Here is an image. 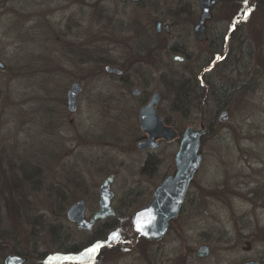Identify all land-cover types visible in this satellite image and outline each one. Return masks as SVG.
<instances>
[{"label":"rangeland","instance_id":"rangeland-1","mask_svg":"<svg viewBox=\"0 0 264 264\" xmlns=\"http://www.w3.org/2000/svg\"><path fill=\"white\" fill-rule=\"evenodd\" d=\"M240 1L235 14L229 0L219 5L204 43L190 28L173 29L169 40L193 55L184 63L148 56L141 64L145 40L150 50L169 40L154 36L158 17L136 4L0 0V264L11 247L34 254L26 264H264V0H247L244 10ZM106 63L129 66L132 75L120 82L104 72ZM78 78L85 88L70 112L66 92ZM133 86L145 96L134 98ZM154 89L158 112L180 132L216 119L200 140L202 161L179 218L155 244L125 247L128 218L173 172L179 146L162 142L149 157L136 148L137 112ZM220 101L228 104L224 123ZM110 172L123 223L92 236L67 220L66 209L83 199L88 217ZM203 243L210 256L197 259Z\"/></svg>","mask_w":264,"mask_h":264},{"label":"water","instance_id":"water-1","mask_svg":"<svg viewBox=\"0 0 264 264\" xmlns=\"http://www.w3.org/2000/svg\"><path fill=\"white\" fill-rule=\"evenodd\" d=\"M224 0H199L201 10L199 19L193 28L194 37L199 40H205L207 37V23L212 18L214 8ZM156 29L159 30L160 21L156 22ZM168 30V25H165ZM175 61H182L184 58L175 54L172 56ZM0 68L5 65L0 60ZM103 70L107 74L119 75L123 70L117 66L104 65ZM82 90L79 81L70 84L66 92V107L70 112L76 111L77 97ZM139 88L133 89L134 95H139ZM160 102V95L154 90L150 100L138 111V122L140 130L147 136L145 140L138 141L136 148L140 151L153 150L159 146L160 140L167 142L174 140L178 133L172 126H167L163 118L157 112V105ZM227 116V110L224 109L218 115V121L224 123ZM206 128L202 124L200 127H187L181 136L179 148L175 153V172L162 179L155 188L149 201L141 208L137 209L131 218L133 229L137 237L142 236L146 240H159L168 230L170 223L175 220L181 210L186 192L191 184L194 175L201 162L200 140L205 134ZM115 174L108 173L103 177L98 186V207L94 209L88 217L85 215L86 206L83 199H80L68 206L66 209V218L69 222L75 224L79 230H90L99 220L115 215L112 207V199L115 191L112 189ZM242 249L249 251L251 243L243 242ZM211 248L203 243L196 247L195 257L205 259L210 256ZM28 258L10 252L3 258V264H25ZM242 264H260L259 261L248 259Z\"/></svg>","mask_w":264,"mask_h":264},{"label":"flooded vegetation","instance_id":"flooded-vegetation-1","mask_svg":"<svg viewBox=\"0 0 264 264\" xmlns=\"http://www.w3.org/2000/svg\"><path fill=\"white\" fill-rule=\"evenodd\" d=\"M178 1V2H177ZM176 2L177 3H180V1H182V0H177ZM184 1V0H183ZM226 0H224L223 2H221V3H219L215 8H214V10L212 11V18L210 19V21L207 23V31H206V33H207V37H206V39L205 40H202V41H199V40H197L195 37H194V33H193V28H194V26H195V24L197 23V21H198V19H199V16H200V13H201V10H200V7H199V0H197V7L196 8H192V7H190V8H187L186 7V5L187 4H185L184 3V5L182 4L181 6H180V8H178V5H175L174 7H173V3H174V0H118V2H119V4H121L122 6L123 5H126V4H128V3H133V4H136V5H138V6H140V9L142 10H144V11H147L149 14H153V15H156V17H158V18H156L154 21H153V30H154V36H162L163 38H165V39H168L169 40V38H170V36H171V34H172V31H173V29H175V28H180L181 30L182 29H189L190 28V31H191V34H192V37L194 38V40L197 42V43H204V42H206V41H208V38H209V33H210V23L212 22V20H213V18H214V12L216 11V9L219 7V5H221L222 3H224ZM181 4V3H180ZM174 8V9H173ZM228 13H233V14H235L234 12H235V9H231V10H229V11H227ZM101 13H104V14H106V13H108V10L107 9H104V8H102L101 9ZM162 17V18H161ZM165 17L167 18V20L165 19ZM157 21H160L161 22V25L159 26V30H157L156 29V22ZM165 25H168V30H165ZM144 32L145 31H148V30H143ZM150 38L151 39H153V34L150 36ZM144 44H143V46L138 50V52H139V54H138V57H137V59H136V61L137 62H135V63H141V64H143V62L145 61V60H147V58H148V56H151V57H153L155 60H163V57L164 58H167V59H169V60H171V61H173V62H176V63H180V64H182V63H184L189 57H192L193 55L191 54V53H189L188 52V50L186 49V46H185V44H184V42L183 41H180V39H178V38H175L173 41L170 39L169 40V42H167V43H161V45L157 48V47H155L154 46V48L152 49V50H150L149 48H147V45H149V39L148 40H145V42H143ZM216 45V44H215ZM150 53V54H149ZM175 54H177V55H179V56H181V57H183L184 59L182 60V61H175V60H173L172 59V56L173 55H175ZM135 61V60H134ZM106 64H108V65H112V66H117V67H119V68H121L122 70H123V73L122 74H119V75H115V74H107L108 76H110V77H116V78H118V80L120 81V82H122V81H124L127 77H130L132 74L131 73H128V70H129V66H123V65H117V63L115 64V63H106ZM106 64H104V65H106ZM84 78H78V79H76V80H74V81H79L80 83H81V85H82V90H81V92L79 93V95H78V97H77V104H76V111H77V109H78V107H79V100H80V98H81V96H82V93H83V91H84V88H85V84H84ZM73 81V82H74ZM72 83V82H71ZM129 85H131V84H129ZM134 88H139V90H140V93H139V95H134L133 94V89ZM154 90H157V89H154ZM154 90L152 91V93L154 92ZM158 91V90H157ZM159 92V91H158ZM130 93H131V95L134 97V98H141V97H143V96H145V92H144V90L141 88V87H139V86H133L132 88H131V90H130ZM152 93L150 94V96H146V98L143 100V103H142V105L139 107V109L142 107V106H144L146 103H148V101L150 100V97H151V95H152ZM212 93H214V92H212ZM159 95H160V101H161V94L159 93ZM159 104H160V102H159ZM159 104L157 105V107H156V109L158 108V106H159ZM139 109H138V111H139ZM157 112H158V109H157ZM137 114H138V112H137ZM158 114L163 118V122H164V124L165 125H167V126H172L176 131H177V133H178V136L174 139V140H172V141H175V140H178L179 141V144H180V140H181V136H182V133H183V131L187 128V127H189V126H187L182 132H180L179 130H177L172 124V122H170V121H168V119H166L165 117H163L159 112H158ZM216 119V118H215ZM215 119H214V117H212V119L210 120V121H207V122H204L203 121V119H201L200 120V122H199V125H198V127H200L202 124L205 126V128H206V132H207V129H209L210 128V124L211 125H213L214 124V122H215ZM137 120H138V116H137ZM217 121H218V118H217ZM138 124H139V122H138ZM191 127H195V126H193V125H190ZM140 128V127H139ZM195 128H197V127H195ZM142 132V131H141ZM147 138V136L142 132V135H141V137H139L138 138V140L136 141V143L138 142V141H141V140H145ZM162 142H167V141H165V140H160L159 141V146H160V144L162 143ZM169 142H171V141H169ZM158 146V147H159ZM157 147V148H158ZM156 148V149H157ZM178 148H179V146H178ZM154 150V149H153ZM145 152H147V155H148V157L150 156V155H152V154H150L151 153V151L152 150H144ZM200 153H201V151H200ZM201 156H202V154H201ZM175 158V157H174ZM201 161H202V157H201ZM150 163L151 161H150V158H148L147 160H146V162L145 163ZM200 164H201V162H200ZM200 166V165H199ZM198 170V169H197ZM175 172V161H174V170H173V172L171 173V174H173ZM197 172V171H196ZM111 173V172H110ZM114 173V172H113ZM115 174V173H114ZM171 174H168V175H171ZM196 174V173H195ZM116 175V174H115ZM168 175H166V176H168ZM166 176H164V177H166ZM163 177V178H164ZM162 178V179H163ZM162 181V180H161ZM191 185V184H190ZM190 185H189V188H190ZM157 187V186H156ZM155 187V188H156ZM155 188H154V190H155ZM189 188H188V190H187V192H186V195H185V199H184V201H183V204H182V207H181V210H180V213H181V211H182V208H183V206H184V204L186 203V199H187V195H188V191H189ZM154 190L152 191V193H151V195H150V197L148 198V200L145 202V203H143L140 207H138L137 209H139V208H141V207H143L148 201H149V199L151 198V196H152V194H153V192H154ZM115 196H116V193H115ZM115 196H114V198L112 199V207H113V209H114V211H115V215H113V216H109V217H107V218H105V219H103V220H99V221H97L93 226H92V228L90 229V230H83L84 232H86V233H91L92 234V236H94L96 233H97V235L98 236H100V235H102L103 233H106L108 230H114V229H116L117 227H119V225H122V221H123V218L122 219H120V217H116V214L118 213V209L120 208V206H115L114 204H113V201H114V199H115ZM121 203H124V202H121ZM122 205V204H121ZM97 207H98V201H97ZM96 207V208H97ZM136 209V210H137ZM94 210V209H93ZM92 210V211H93ZM136 210H134L133 211V213L136 211ZM91 211V212H92ZM90 212V213H91ZM133 213L130 215V217L128 218V222H129V229H131L132 230V232H131V230H130V232H131V234L133 235V236H131L130 238H127V239H125L126 241L125 242H127V243H125V244H127V245H125V244H123V246H125V247H127V246H129V245H131L132 243H135V242H138V241H140V240H145V241H147L149 244H155L156 242H158V241H160V240H162L165 236H166V234L168 233V231H169V229H170V227H171V224L176 220V219H178L179 218V215H180V213H179V215H178V217L175 219V220H173L171 223H170V225H169V227H168V230H167V232L165 233V235L161 238V239H159V240H146V239H144L142 236H140V237H137V234H136V232L134 231V229H133V225H132V222H131V218H132V215H133ZM125 220V219H124ZM126 221V220H125ZM108 233V232H107ZM106 239V237L104 238V240ZM207 244V243H206ZM195 255V254H194ZM197 258V257H196ZM198 259V258H197ZM246 261V260H245ZM28 262V261H27ZM153 264V263H152Z\"/></svg>","mask_w":264,"mask_h":264},{"label":"trees","instance_id":"trees-1","mask_svg":"<svg viewBox=\"0 0 264 264\" xmlns=\"http://www.w3.org/2000/svg\"><path fill=\"white\" fill-rule=\"evenodd\" d=\"M235 1L236 0H229V2L231 3L230 5H231V9H235ZM238 2H239V0H238ZM241 2V10H244V9H247L248 8V6H247V4L245 3V0H242V1H240ZM243 2V3H242ZM174 89H176V87H174ZM228 104L227 103H225V102H223V101H220L219 103H218V109H223L225 106H227ZM182 210H184V206H183V208H182ZM97 245H98V243H97ZM108 247L109 246H111V245H107ZM105 247H106V245H105ZM104 247V248H105ZM103 249V248H102ZM8 250V252L7 253H10V252H13V253H16V254H18V255H21V256H25V257H27L28 258V261H31V260H33V259H35L36 257L34 256V254H32V253H29V252H27V251H21V250H19L17 247H11L10 249H7ZM101 252V251H100ZM6 253V254H7ZM5 254V255H6ZM42 264H44V261L42 260Z\"/></svg>","mask_w":264,"mask_h":264},{"label":"snow or ice","instance_id":"snow-or-ice-1","mask_svg":"<svg viewBox=\"0 0 264 264\" xmlns=\"http://www.w3.org/2000/svg\"><path fill=\"white\" fill-rule=\"evenodd\" d=\"M245 3H247V0H245ZM247 15V14H246ZM117 237V234H114V238H116ZM102 245H96V246H94L93 248H91V249H88L87 251L88 252H91V253H94V252H96L98 249H99V247H101Z\"/></svg>","mask_w":264,"mask_h":264}]
</instances>
